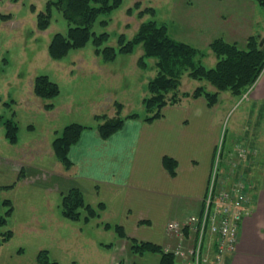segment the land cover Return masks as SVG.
Instances as JSON below:
<instances>
[{"label":"crops","instance_id":"0c3cea01","mask_svg":"<svg viewBox=\"0 0 264 264\" xmlns=\"http://www.w3.org/2000/svg\"><path fill=\"white\" fill-rule=\"evenodd\" d=\"M207 1L210 6H220L222 10L207 14L213 18L195 17L191 23L194 24V39L178 37L168 28L175 40L204 53L199 58L201 64L207 67V61L209 67L214 66L216 58L208 45L216 38L242 45L248 37L256 36L264 46V22L262 24L255 15L259 12L264 16V12L255 1L203 0ZM162 2L168 6L173 3L172 0ZM186 4L191 5V1ZM230 13L234 14L230 16ZM156 20L167 25L169 17L160 20L157 16ZM93 59L99 63L97 58ZM106 64L100 62L102 67ZM201 85L211 89L207 83ZM247 92L249 97L240 103L233 99L226 102L225 99V104L221 102L213 107L207 106L202 97H182L179 103L164 106L161 116L151 122L126 120L123 127L107 139L99 136L96 125L101 121H97L90 129L84 130L78 142L69 149L68 158L72 163L69 169L59 161L61 166L56 162L48 170L36 167L34 160L26 161L22 151L32 152L33 143L19 144L18 139L15 144H10L16 147L17 156H0V170L19 175L17 185L43 188L61 196L74 188L81 191L85 204L93 208L100 203L104 205L97 217L86 223L82 219L79 221L84 225L82 229L78 226L73 229L75 239L78 235L82 241L80 255L71 259L72 264H159V255L129 253L127 238L161 247L176 245V236L167 235L166 228L171 222H183L203 212L219 141L223 140L225 157L232 153L234 143L243 141L253 152L238 170L253 183L248 192L251 214L242 219L235 253L226 256V263L264 264V183H261L264 182V69ZM231 114H236V119L250 118L253 125L249 128L245 124L241 135H237L234 122L229 132H224L223 124ZM53 132L55 136L59 131L55 129ZM164 157L175 160L174 176L164 168ZM45 211L41 213V221L39 215L34 216L35 221L39 220L34 229L46 228L48 234H54L70 225L68 220L60 217L61 212L58 217L50 209ZM84 216L85 212L81 211V217ZM105 224L111 227L105 228ZM116 225L122 228L127 238L117 235L112 229ZM189 236L186 245L192 246L198 236ZM201 244L202 259H214L215 237L208 233Z\"/></svg>","mask_w":264,"mask_h":264},{"label":"rangeland","instance_id":"374dc122","mask_svg":"<svg viewBox=\"0 0 264 264\" xmlns=\"http://www.w3.org/2000/svg\"><path fill=\"white\" fill-rule=\"evenodd\" d=\"M172 1L168 6L169 4H163L162 0H123L116 10L99 16L92 30L96 34H109L106 45L116 47L120 35L131 39L140 22L151 18L149 15L139 18L138 13L141 9L152 6L155 9V19L157 16L160 20L169 17L167 25L170 31L178 37L190 40L191 37L194 39V24L191 23L196 20L195 17L199 15L198 19H203L204 16L213 18L214 16L207 14L222 10L220 6L214 8L208 1L203 0ZM188 1H191V5L186 4ZM46 2L47 0H0V14L10 15L9 19L0 21V156H17L16 147L7 143L4 137L2 124L3 120L13 118L18 126L19 144L29 142L34 145L32 152L22 150L26 161L34 160L36 167L48 170L58 163L51 148L55 129L61 131L70 123L94 126L98 123V120L93 118L95 114L114 116L117 111L115 103L122 105V116L130 113L143 115L142 99L147 95V83L154 77L156 70L153 59L146 60L148 64L145 69L139 68L137 61L141 54L140 47H136L131 54L118 55L113 62H108L102 67V61L95 54L91 40L84 48L70 51L61 60L51 59L48 55V44L56 33L66 32L68 22L59 10L53 8L47 29L38 30L37 14L45 10ZM136 2L142 4L139 10L134 7ZM130 6L133 8L129 13ZM255 15L263 24L264 16L259 12ZM101 21H105V25H102ZM93 58H97L99 63ZM205 65L209 67L207 61ZM39 75L48 76L59 86L60 93L56 98L44 100L34 95L32 84L34 78ZM197 82L206 83L193 80L188 73H184L181 85L177 88L179 94L192 93L202 86L196 84ZM206 91L213 92L215 89L211 86V89L207 87ZM247 91L239 96H234L230 91L221 92L217 104H225L228 99L240 103L249 97ZM6 103L8 105H5ZM47 104H53V107L47 109ZM249 111L247 109V112ZM254 113L257 115L256 111ZM252 121L250 118L236 119V114H231L223 124L224 132H229L232 123L236 122L235 131H238L237 135H241L243 126L247 124L250 128ZM239 143L240 141L234 143L233 147ZM242 144L246 145L243 141ZM19 170L18 168L17 171ZM18 177L17 174L3 173L0 170V186L5 187L0 193V198L10 200L14 208L7 225L1 228L10 229L12 237L0 246V264H36L35 256L40 249L46 250L49 257L59 264H72L71 259L80 255L79 245L82 241V237L78 235L75 239L73 229L76 226L82 229L84 225L79 219L70 220L62 214L60 216L61 195L46 192L43 188L21 183L17 185ZM49 209L56 216L68 220L67 224L70 225L57 233L53 232L54 234H48L46 228L34 229L38 221L43 220L41 213ZM3 210L6 208L0 206V213ZM35 215H39V220L35 221ZM28 222L30 223L27 227ZM105 239L109 241V238ZM22 250L23 252L19 253Z\"/></svg>","mask_w":264,"mask_h":264},{"label":"trees","instance_id":"16d2710c","mask_svg":"<svg viewBox=\"0 0 264 264\" xmlns=\"http://www.w3.org/2000/svg\"><path fill=\"white\" fill-rule=\"evenodd\" d=\"M253 1L262 7L264 12V0ZM122 2L123 0H47L45 10L39 12L36 18L37 29L45 30L50 24L52 9L56 8L68 22L66 32L56 33L48 44V55L53 60H61L70 51L84 48L90 40L94 46L95 54L100 57L103 63L113 62L120 54H131L136 47L141 48V54L137 61L139 68L147 67L146 60H154L156 74L147 83V95L142 100L144 114L130 113L122 116V105L115 103L117 111L113 117L95 116L96 120L101 121L96 125V130L102 139H107L119 131L126 120L142 119L151 122L159 118L164 106L177 104L182 97L193 99L202 97L207 106L213 107L217 104L221 92L230 91L234 96H239L256 82L264 69V46L259 45V38L256 36L248 37L242 45L236 42H226L222 38L214 39L208 47L214 54L216 62L212 67H205L199 61L204 53L190 44L175 40L170 35L168 26L155 19V9L152 6H147L138 13L139 18H143L145 15H149L151 18L140 22L131 39L120 35L116 47L106 45L109 34L106 32L96 34L92 30L93 25L99 16L110 14ZM134 7L140 9L141 4L136 2ZM9 18V14H0V21ZM100 23L105 25V21ZM184 73H188V76L193 80L206 82L215 91L209 92L206 91L205 86H199L192 93L179 94L177 88L180 86ZM32 90L34 95L44 100H52L60 93L59 86L46 75L34 78ZM51 107L53 104H47V109ZM2 124L5 138L10 144H15L18 140L17 123L13 121V118H10L3 120ZM90 128V126L79 123H70L65 125L61 131L56 132L51 147L54 157L65 169H69L72 165L68 158L69 149L78 142L81 133ZM163 165L171 176L175 175V160L164 157ZM8 187L12 188V186ZM4 188L0 186V193ZM0 206L6 208L0 213V245H2L12 237L10 229L2 230L1 228L7 225L14 208L10 200L1 198ZM103 207L102 203L95 208L85 204L83 195L78 189L73 188L61 196V214L70 220L82 219L86 223L91 218L97 217ZM81 211L85 212L83 218ZM110 227L105 224V228ZM112 229L119 237L127 238L120 226L116 225ZM127 241L128 251L131 254H156L160 257L159 264H175V258L171 254L164 253L161 246L134 238H127ZM36 262L37 264H59L49 257L46 250L38 251Z\"/></svg>","mask_w":264,"mask_h":264},{"label":"built area","instance_id":"2783aa9c","mask_svg":"<svg viewBox=\"0 0 264 264\" xmlns=\"http://www.w3.org/2000/svg\"><path fill=\"white\" fill-rule=\"evenodd\" d=\"M242 145L238 144L235 147L234 157L228 154L225 160L221 143L219 144L204 197L203 212L183 222L168 224L167 235H175L177 243L173 247H164V253L171 254L183 264H227L226 256L235 253L241 221L251 214V198L248 192L253 186L242 173L238 172L239 167L248 161L251 152ZM208 233L215 237L214 259H202L201 241ZM191 234H196L198 240L194 245L187 246L186 243L189 241L186 240L190 239Z\"/></svg>","mask_w":264,"mask_h":264},{"label":"bare ground","instance_id":"6f19581e","mask_svg":"<svg viewBox=\"0 0 264 264\" xmlns=\"http://www.w3.org/2000/svg\"><path fill=\"white\" fill-rule=\"evenodd\" d=\"M232 156L234 157V154H232ZM242 222V221H241ZM237 239H238V237H237ZM237 245V244H236Z\"/></svg>","mask_w":264,"mask_h":264},{"label":"water","instance_id":"95a60500","mask_svg":"<svg viewBox=\"0 0 264 264\" xmlns=\"http://www.w3.org/2000/svg\"><path fill=\"white\" fill-rule=\"evenodd\" d=\"M259 45L261 46L262 44L260 43Z\"/></svg>","mask_w":264,"mask_h":264}]
</instances>
